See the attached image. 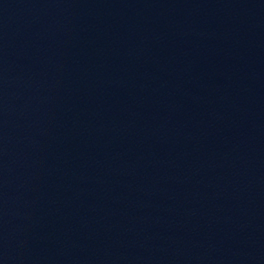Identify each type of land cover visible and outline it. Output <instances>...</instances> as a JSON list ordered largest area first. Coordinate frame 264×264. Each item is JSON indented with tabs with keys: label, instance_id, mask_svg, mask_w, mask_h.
<instances>
[{
	"label": "water",
	"instance_id": "water-1",
	"mask_svg": "<svg viewBox=\"0 0 264 264\" xmlns=\"http://www.w3.org/2000/svg\"><path fill=\"white\" fill-rule=\"evenodd\" d=\"M0 264H264V0H0Z\"/></svg>",
	"mask_w": 264,
	"mask_h": 264
}]
</instances>
